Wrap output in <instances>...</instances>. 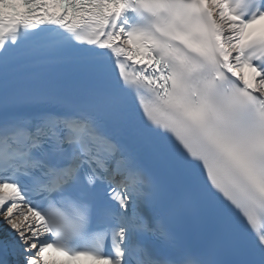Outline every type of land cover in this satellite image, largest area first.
I'll use <instances>...</instances> for the list:
<instances>
[{"label": "snow or ice", "instance_id": "6c2138e0", "mask_svg": "<svg viewBox=\"0 0 264 264\" xmlns=\"http://www.w3.org/2000/svg\"><path fill=\"white\" fill-rule=\"evenodd\" d=\"M0 264H264V0H0Z\"/></svg>", "mask_w": 264, "mask_h": 264}]
</instances>
